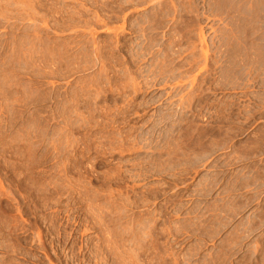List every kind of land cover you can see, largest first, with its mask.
I'll return each instance as SVG.
<instances>
[{"label":"rangeland","instance_id":"rangeland-1","mask_svg":"<svg viewBox=\"0 0 264 264\" xmlns=\"http://www.w3.org/2000/svg\"><path fill=\"white\" fill-rule=\"evenodd\" d=\"M0 264H264V0H0Z\"/></svg>","mask_w":264,"mask_h":264}]
</instances>
